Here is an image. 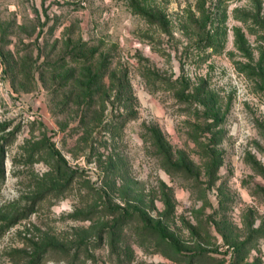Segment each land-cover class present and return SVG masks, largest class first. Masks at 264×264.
<instances>
[{
	"label": "rangeland",
	"instance_id": "374dc122",
	"mask_svg": "<svg viewBox=\"0 0 264 264\" xmlns=\"http://www.w3.org/2000/svg\"><path fill=\"white\" fill-rule=\"evenodd\" d=\"M0 264H264V0H0Z\"/></svg>",
	"mask_w": 264,
	"mask_h": 264
}]
</instances>
